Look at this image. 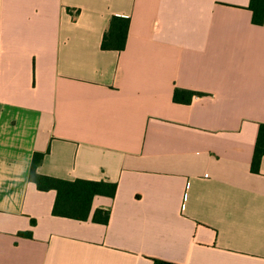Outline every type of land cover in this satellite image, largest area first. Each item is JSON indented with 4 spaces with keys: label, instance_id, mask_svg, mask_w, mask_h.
<instances>
[{
    "label": "crops",
    "instance_id": "crops-1",
    "mask_svg": "<svg viewBox=\"0 0 264 264\" xmlns=\"http://www.w3.org/2000/svg\"><path fill=\"white\" fill-rule=\"evenodd\" d=\"M249 4L0 0V264H264V24ZM113 16L130 18L122 51L101 48ZM37 152L38 174L115 196L85 221L54 216L56 191L30 181Z\"/></svg>",
    "mask_w": 264,
    "mask_h": 264
},
{
    "label": "trees",
    "instance_id": "trees-1",
    "mask_svg": "<svg viewBox=\"0 0 264 264\" xmlns=\"http://www.w3.org/2000/svg\"><path fill=\"white\" fill-rule=\"evenodd\" d=\"M252 11V22L256 25L264 24V0H250L248 7ZM130 27V18L125 16H113L106 29L101 48L102 50L122 51L125 49ZM194 95L199 93L176 89L174 101L176 103H190ZM264 157V124L260 125L254 155L251 163L253 173H259L262 158ZM44 158L43 153H35L30 181L34 182L42 191L55 190L56 200L53 207V215L66 217L80 221L88 220L95 196L114 197L117 184L106 181L75 180L68 181L44 176L37 173V167ZM110 211L97 210L93 220L100 223H108ZM22 236L31 237L30 232L20 233ZM153 264H173L159 259H153Z\"/></svg>",
    "mask_w": 264,
    "mask_h": 264
},
{
    "label": "built area",
    "instance_id": "built-area-1",
    "mask_svg": "<svg viewBox=\"0 0 264 264\" xmlns=\"http://www.w3.org/2000/svg\"><path fill=\"white\" fill-rule=\"evenodd\" d=\"M205 177H208V174H206Z\"/></svg>",
    "mask_w": 264,
    "mask_h": 264
}]
</instances>
